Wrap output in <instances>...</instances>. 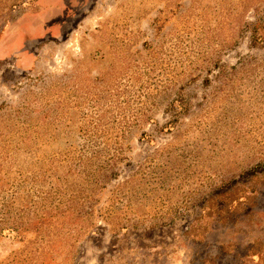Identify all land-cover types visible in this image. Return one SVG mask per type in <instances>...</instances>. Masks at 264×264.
Instances as JSON below:
<instances>
[{
	"label": "rangeland",
	"instance_id": "1",
	"mask_svg": "<svg viewBox=\"0 0 264 264\" xmlns=\"http://www.w3.org/2000/svg\"><path fill=\"white\" fill-rule=\"evenodd\" d=\"M0 264H264V0H0Z\"/></svg>",
	"mask_w": 264,
	"mask_h": 264
},
{
	"label": "crops",
	"instance_id": "2",
	"mask_svg": "<svg viewBox=\"0 0 264 264\" xmlns=\"http://www.w3.org/2000/svg\"><path fill=\"white\" fill-rule=\"evenodd\" d=\"M28 57V56H27ZM29 58V57H28Z\"/></svg>",
	"mask_w": 264,
	"mask_h": 264
}]
</instances>
